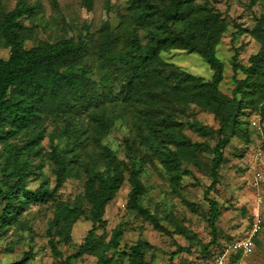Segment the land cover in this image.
Listing matches in <instances>:
<instances>
[{
  "label": "trees",
  "instance_id": "obj_1",
  "mask_svg": "<svg viewBox=\"0 0 264 264\" xmlns=\"http://www.w3.org/2000/svg\"><path fill=\"white\" fill-rule=\"evenodd\" d=\"M82 1L87 9L93 8L95 0ZM125 2L128 17L122 16L117 31L104 26L94 51L104 73L99 82L92 77L91 67L83 65L90 53L89 39L61 38L27 48L25 42L33 30L22 19L34 14L36 7L29 0H18L14 8L2 9L0 15V44L10 50L8 58L0 57V140L21 133L26 137L22 146L8 150L6 156L3 175L9 181L14 180L7 182L10 184L1 219L5 225L11 224L25 204L49 202L67 178L81 179L86 175L83 196L72 206H62V216L54 218L49 226L51 237L55 229L69 238L79 218L93 223L82 244L63 264L87 253L100 254L97 264L101 263L103 254L97 242L107 234L106 208L123 186L126 175L131 185L127 209L135 211L155 231L172 236V231L145 204L147 188L141 174L153 152L141 155L139 167L129 166L104 142L119 122L134 133L133 138L125 139L127 149L132 153L142 152L143 146L155 150L176 181L181 178L184 154L191 149L213 153L212 182L205 191L212 229V239L204 246L207 249L217 243L219 236L221 207L209 195L219 182V170L226 159L224 150L233 137H249L243 117L254 112L255 120L264 121V13L252 29L235 25L240 32L255 38L260 47L244 66L239 62L242 47L235 49L231 62L234 87L228 94L220 89L224 63L217 50L229 23L219 9L197 0ZM128 21L132 26L124 28ZM171 49L200 54L212 68V78L205 79L165 60L162 52ZM240 67L242 77L237 76ZM199 110L219 120V128L214 129L219 137L215 146L193 142L184 132L182 120ZM45 116L65 118V127L71 129L69 142L63 149L52 151L54 187L50 189L44 182L36 189H27L26 178L40 168L28 155L40 153L37 145L44 139ZM76 117L78 120H71ZM191 125L207 134L199 122ZM22 191L27 198L14 204L12 201ZM98 228L103 229L101 234L97 233ZM122 234L119 226L107 245L112 246ZM148 246V243L133 244L123 254L128 259L125 264H145ZM189 251L188 247L178 246L169 264H179L174 258ZM229 264L237 263L234 260Z\"/></svg>",
  "mask_w": 264,
  "mask_h": 264
},
{
  "label": "rangeland",
  "instance_id": "obj_2",
  "mask_svg": "<svg viewBox=\"0 0 264 264\" xmlns=\"http://www.w3.org/2000/svg\"><path fill=\"white\" fill-rule=\"evenodd\" d=\"M18 0H1L3 8L12 9ZM208 2L219 9L229 23L228 30L218 45L217 55L224 63V80L220 89L230 94L234 87L232 80V58L237 47L239 62L248 65L249 58L260 47L259 42L250 34L240 32L236 24L252 29L256 19L264 13V0H197ZM36 7L34 14L26 16L22 22L32 27L31 38L25 42L27 48L41 41L55 42L61 38L89 39L90 53L84 59L83 65L92 69V77L98 82L104 73L99 69L97 55L94 51L100 42L102 28L109 26L110 30H119L122 16L128 17L125 0H95L93 8L87 9L82 0H29ZM131 27L130 21L124 28ZM142 32V31H141ZM10 50L0 44V57L8 58ZM161 56L175 65L193 74L210 79L213 70L198 53H189L181 49H171L162 52ZM241 67L238 77L244 74ZM245 118L249 137H233L224 150L225 162L219 170V182L209 197L216 199L221 207V215L217 222L219 230L215 245L204 248L212 239V229L209 225L210 204L205 199V191L212 182L211 168L213 153L191 149L181 159L180 181L172 178L161 161V155L155 150L143 146L139 152H130L125 139L134 133L125 123H118L104 139L129 166L141 165V155L152 153L150 161L143 167L141 179L147 188L145 204L158 215L162 223L172 231V236L155 231L150 223H146L135 212L126 207L131 185L126 180L116 197L107 205L105 218L107 220L106 236L97 242L102 261L100 264H125L128 259L124 253L137 243H148L145 251V264H169L171 254L178 246L188 247L189 252L178 254L174 260L179 264H216L218 256H224L227 264L236 261L237 264H264V121L261 128L252 124L256 119L253 113ZM197 119V120H196ZM71 120H78L72 118ZM184 132L193 142H207L215 146L218 141L214 129L219 128V120L213 114L201 110L190 113L182 120ZM44 139L37 145L39 154L28 155L40 168L35 174L26 178V188L36 189L42 183L52 189L56 184L54 164L51 161L52 151L61 150L69 142V133L65 127L64 117L45 116ZM192 122H199L203 135ZM26 137L21 133L17 136L0 140V264H63L66 257L74 253L84 241L93 223L81 217L74 224L71 237H63L55 229L50 236L49 226L52 220L62 216V206H72L83 196L85 180L67 178L62 187L49 202L31 201L25 204L18 219L5 225L1 219L6 205V191L9 178L3 175L8 150H15L24 144ZM92 145H90L91 147ZM196 160V161H195ZM10 182V183H7ZM27 198L24 191L12 202L19 204V199ZM258 212V215H256ZM260 218V229L254 235V247L251 253L238 249V244L249 238ZM121 226L123 234L112 246L108 242L114 237L117 228ZM103 229L98 228L101 234ZM100 255V254H99ZM99 255L87 253L81 258L72 259L70 264H97Z\"/></svg>",
  "mask_w": 264,
  "mask_h": 264
},
{
  "label": "built area",
  "instance_id": "obj_3",
  "mask_svg": "<svg viewBox=\"0 0 264 264\" xmlns=\"http://www.w3.org/2000/svg\"><path fill=\"white\" fill-rule=\"evenodd\" d=\"M261 123H262V121L260 119L253 120V122H252L253 125L258 126L259 128H261ZM256 215H258V212ZM260 223H261V220H260V218H258V221L255 223V228H254L253 234L249 238H247L246 240H244L243 242L238 244V246H237V247H239L238 249L243 250L246 253H251L253 251L254 235L260 229ZM216 264H227L224 256H218L216 258Z\"/></svg>",
  "mask_w": 264,
  "mask_h": 264
}]
</instances>
